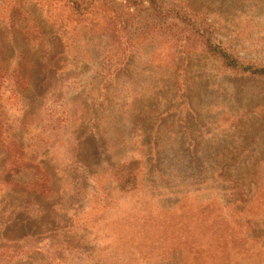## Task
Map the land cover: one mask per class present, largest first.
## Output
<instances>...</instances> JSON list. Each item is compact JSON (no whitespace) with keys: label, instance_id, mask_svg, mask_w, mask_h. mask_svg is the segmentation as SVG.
Returning a JSON list of instances; mask_svg holds the SVG:
<instances>
[{"label":"rangeland","instance_id":"374dc122","mask_svg":"<svg viewBox=\"0 0 264 264\" xmlns=\"http://www.w3.org/2000/svg\"><path fill=\"white\" fill-rule=\"evenodd\" d=\"M208 42L264 66V0H0V264H264V75ZM138 125L232 158L225 178L168 212L187 180L147 174ZM124 157L136 181L104 200Z\"/></svg>","mask_w":264,"mask_h":264},{"label":"trees","instance_id":"16d2710c","mask_svg":"<svg viewBox=\"0 0 264 264\" xmlns=\"http://www.w3.org/2000/svg\"><path fill=\"white\" fill-rule=\"evenodd\" d=\"M156 1H159V0H149L150 4H153V5L156 3ZM185 10L191 11L188 5H186ZM187 22L189 23V21ZM206 46H207V49L213 52V54L219 59L221 65L224 68L231 69L233 71H237L242 74L258 75V76L264 75V66H256L255 64L241 62L237 56L229 52L228 47L226 45L216 44L212 46L211 43L208 42ZM1 69L2 68H0V70ZM14 73H15L14 77L18 76L16 74V71ZM2 77L3 76H0V78ZM155 127L159 128L158 126H155ZM155 127L153 128L150 127L151 129L149 131H146L144 130L145 127L140 126V125L137 126V130L139 132L141 131V134L146 133L149 135V138L147 140L142 141L140 143V146L143 147L145 151L143 156L146 158L147 161L150 160V163L146 168L147 174L152 176V179H155V180L159 179L160 181H166L167 179H178L181 181L187 180L185 187H184L185 189H187L185 190L187 195L183 194L184 191L167 192V196L169 198L175 199V205H172L173 207H175L178 202L182 201L183 196H189L191 194L198 193V191L189 192V188L198 187L201 184H203V182H205V179H202V174H204L207 171V169H212L214 176L218 178H225L224 176L225 167L232 158L226 159V158H220V157L219 158L218 157H207L203 159L202 157L197 155V152H194L193 146L196 145L197 147V143L195 141L193 143L188 142L189 144L187 145L184 143H179V142H175V143L166 142V143L158 144L156 140L151 139L153 137L157 138V136L159 135V132L161 133V131L155 129ZM184 128L186 129V127ZM163 153H165L164 156H162ZM163 160H165L168 164H171L170 171L168 172L162 171V169L159 168V164ZM136 161L137 160H134L132 158L124 157V161H121L120 163L121 165L120 171L117 173V175H115V179L113 181L112 187L106 193H104V196H103L104 200L108 199V196L114 195V192L117 191V189L123 192H126L124 190L128 189L126 186V182L128 180L132 179L133 183H135L136 175L134 174V171L137 169V167L132 169L130 168V166L137 165L138 163ZM251 176H253L252 182H254L255 185L259 186V184L261 183V179H259L258 176L261 177V175H259L256 171ZM227 179L232 183L234 182L228 177ZM227 179H226V183H227ZM224 182L225 180L223 181V183ZM232 183H231L232 189L235 190V187H234L235 184L233 185ZM229 192L231 195L230 196L231 204L240 206L242 198L239 197L237 194L235 196L232 190H230ZM135 193L138 194L137 189L135 190ZM161 197H163V195H160L159 202L166 203V200ZM140 200L141 199H137L136 206L138 207L135 208L134 206H132L129 208V210L127 211L128 217L135 219L138 217L139 214L142 215L143 211H141V209L139 208ZM105 205L106 203L103 204L104 209H105ZM186 208H188L187 205L183 210H185ZM135 210H137V215L134 213ZM167 211L168 212L178 211V208L175 207L173 209L172 207H168ZM243 211L244 209H240L237 213L239 215H242L241 212ZM188 212L189 211H187V213ZM221 215L222 214L220 213L213 214L212 221L219 222L220 221L219 218ZM199 216L201 217V220L199 219L200 217H196L195 214H192V213L190 214V218L196 217L197 219L200 220V222L201 221L205 222L208 220L207 214H201V215L199 214ZM213 232H215V230ZM114 233H118L120 237H123L127 233L138 235V232L134 231L132 227H129L128 225H127V229L126 228L120 229V230L116 229ZM214 235H216V233H214ZM220 238L224 239L226 238V235L222 234ZM220 248L221 249L219 251H226L227 246L223 244Z\"/></svg>","mask_w":264,"mask_h":264}]
</instances>
